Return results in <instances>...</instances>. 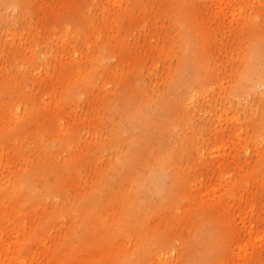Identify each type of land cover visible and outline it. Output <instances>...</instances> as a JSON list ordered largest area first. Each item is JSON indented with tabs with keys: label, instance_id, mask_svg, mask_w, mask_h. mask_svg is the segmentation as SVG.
<instances>
[{
	"label": "rangeland",
	"instance_id": "obj_1",
	"mask_svg": "<svg viewBox=\"0 0 264 264\" xmlns=\"http://www.w3.org/2000/svg\"><path fill=\"white\" fill-rule=\"evenodd\" d=\"M0 264H264V0H0Z\"/></svg>",
	"mask_w": 264,
	"mask_h": 264
}]
</instances>
